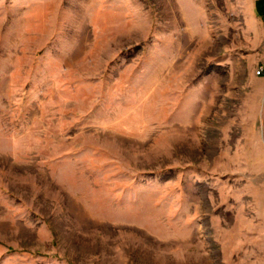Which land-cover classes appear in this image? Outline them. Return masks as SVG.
<instances>
[{
    "label": "rangeland",
    "instance_id": "374dc122",
    "mask_svg": "<svg viewBox=\"0 0 264 264\" xmlns=\"http://www.w3.org/2000/svg\"><path fill=\"white\" fill-rule=\"evenodd\" d=\"M248 3L0 0V264H264Z\"/></svg>",
    "mask_w": 264,
    "mask_h": 264
},
{
    "label": "crops",
    "instance_id": "0c3cea01",
    "mask_svg": "<svg viewBox=\"0 0 264 264\" xmlns=\"http://www.w3.org/2000/svg\"><path fill=\"white\" fill-rule=\"evenodd\" d=\"M250 19L257 25L258 31L263 37L261 40L253 37L252 44L256 46L243 59V73L251 80H259L264 78L262 75H255L253 69L258 65L264 64V0H248Z\"/></svg>",
    "mask_w": 264,
    "mask_h": 264
},
{
    "label": "built area",
    "instance_id": "2783aa9c",
    "mask_svg": "<svg viewBox=\"0 0 264 264\" xmlns=\"http://www.w3.org/2000/svg\"><path fill=\"white\" fill-rule=\"evenodd\" d=\"M264 73V64H260L255 69V75H262Z\"/></svg>",
    "mask_w": 264,
    "mask_h": 264
}]
</instances>
